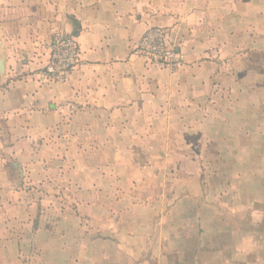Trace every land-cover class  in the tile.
Segmentation results:
<instances>
[{
    "label": "crops",
    "instance_id": "obj_1",
    "mask_svg": "<svg viewBox=\"0 0 264 264\" xmlns=\"http://www.w3.org/2000/svg\"><path fill=\"white\" fill-rule=\"evenodd\" d=\"M0 13L4 171L18 159V171L35 177L63 123L69 136L77 121L171 118L177 99L199 103L206 80L213 94L207 152L178 141L138 163L135 149L119 148L112 180L100 176L103 158L74 163L96 174L80 181L77 211L49 217L33 264H264V0H0ZM153 26L173 31L185 58L178 72L133 54ZM57 32L76 35L82 63L67 83L39 82ZM13 193L4 196V264H30L23 230L9 228L21 215L7 208L24 202Z\"/></svg>",
    "mask_w": 264,
    "mask_h": 264
},
{
    "label": "rangeland",
    "instance_id": "obj_2",
    "mask_svg": "<svg viewBox=\"0 0 264 264\" xmlns=\"http://www.w3.org/2000/svg\"><path fill=\"white\" fill-rule=\"evenodd\" d=\"M1 18L2 14L0 13ZM204 70L207 71V68ZM176 72L178 70L172 73ZM203 85L199 90L201 92L198 103L200 106L197 107L198 104L192 105L193 98L191 95L186 96L185 103L179 101L177 99L179 97H175L177 99L174 101L176 107L173 111L175 113L171 118H168L165 112H158L159 115L153 118L154 121L147 122L100 124L77 121L73 125L71 124V128L67 131L69 136L64 129V125L67 123H63L59 132L53 136V139H50L54 145V152L44 162H37L42 164V169L39 172L36 171L35 177L32 175V170L27 169L26 175L24 172L22 174L18 171L15 167V164L19 163L18 159H9L4 171V148L0 146V264H4L6 254L4 252V196H12V190H14L13 194H17L16 191H18L22 196L20 200H24V202L22 209H13L14 206L7 208V210H14V214L21 215L19 223L16 219L9 220V228L23 230L22 235L18 236L22 240V244L25 245L21 249V254L24 249V257L30 264H33L39 253V238L49 241L47 239L50 238L48 234L49 217H55L54 212L58 211H61L62 214L68 213V211H77L78 206L74 201L79 198L76 195L84 188H82L80 181L86 176L96 174V172L91 171H87L88 175L86 172H74L73 169L76 166L74 163L87 162L88 165L95 166L96 162L98 160L100 162L103 158L106 171L99 172L100 176L103 174L106 175V179L112 180L116 176L113 170V164L117 162L115 150L119 148L131 147L135 149L134 160L138 163L156 160L159 156L155 152L169 146L173 147L178 141L184 145L187 152L192 150L193 141L199 142L201 149L207 152L208 138L205 135L212 128V124L206 119L211 112L214 113L209 105L213 94L208 90L207 80ZM218 96L220 102L224 100V95ZM218 108L221 109L222 107L218 106ZM72 111L80 114L82 109L79 107ZM196 116H201V121L193 123L191 120ZM96 132L103 137L99 136L97 139ZM26 168H30V165L27 166L26 164ZM33 178L37 179L35 183ZM6 184L9 186L4 187ZM122 186L126 185L122 183ZM120 189H129V187H121ZM93 191L92 187L87 190V192L95 194ZM108 206L112 208L111 203ZM41 215L43 216L40 217ZM8 223L6 224L8 225ZM40 230L43 231L41 237L37 234Z\"/></svg>",
    "mask_w": 264,
    "mask_h": 264
},
{
    "label": "built area",
    "instance_id": "obj_3",
    "mask_svg": "<svg viewBox=\"0 0 264 264\" xmlns=\"http://www.w3.org/2000/svg\"><path fill=\"white\" fill-rule=\"evenodd\" d=\"M44 67L37 73L39 82L67 83L82 63V50L76 35L57 32L49 44ZM133 54L147 64L175 72L184 62V54L173 40L168 27L153 26L145 30L133 49Z\"/></svg>",
    "mask_w": 264,
    "mask_h": 264
},
{
    "label": "water",
    "instance_id": "obj_4",
    "mask_svg": "<svg viewBox=\"0 0 264 264\" xmlns=\"http://www.w3.org/2000/svg\"><path fill=\"white\" fill-rule=\"evenodd\" d=\"M4 61H5V55L1 56L0 59V71L4 73Z\"/></svg>",
    "mask_w": 264,
    "mask_h": 264
}]
</instances>
